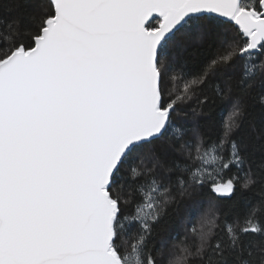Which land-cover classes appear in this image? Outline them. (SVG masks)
Returning a JSON list of instances; mask_svg holds the SVG:
<instances>
[{
	"label": "snow or ice",
	"instance_id": "6c2138e0",
	"mask_svg": "<svg viewBox=\"0 0 264 264\" xmlns=\"http://www.w3.org/2000/svg\"><path fill=\"white\" fill-rule=\"evenodd\" d=\"M0 264H264V0H0Z\"/></svg>",
	"mask_w": 264,
	"mask_h": 264
}]
</instances>
